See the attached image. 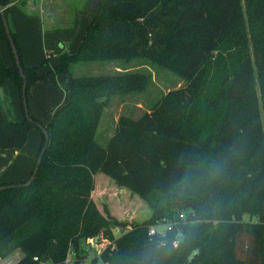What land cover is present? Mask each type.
<instances>
[{
    "label": "trees",
    "instance_id": "obj_1",
    "mask_svg": "<svg viewBox=\"0 0 264 264\" xmlns=\"http://www.w3.org/2000/svg\"><path fill=\"white\" fill-rule=\"evenodd\" d=\"M13 1L0 0V42L9 41L4 14L23 71L11 45L12 65L0 48V83L13 81L23 102L38 80L61 73L71 79L69 100L48 124L29 114L27 103L24 118L10 121L0 104V148L22 149L33 128L42 136L29 177L0 184V257L19 248L23 255L13 264H65L73 250L71 264H88L79 240L94 238L109 243L90 264H127L149 226L164 218L172 222L167 234L181 230L186 240L163 264H264V0H100L78 51L55 50L50 71L42 69L45 62L24 65L8 14ZM245 11L253 60L228 42ZM137 57L184 85L159 95L140 115L120 114L113 133L99 141L113 98L142 93L149 77L130 69L72 70L80 62ZM98 171L138 194L149 217L129 221L102 212L92 196Z\"/></svg>",
    "mask_w": 264,
    "mask_h": 264
},
{
    "label": "rangeland",
    "instance_id": "obj_2",
    "mask_svg": "<svg viewBox=\"0 0 264 264\" xmlns=\"http://www.w3.org/2000/svg\"><path fill=\"white\" fill-rule=\"evenodd\" d=\"M78 2L81 3L82 0H54L48 5L49 9H46V4L44 3L43 5L46 11L44 12L43 21L38 24L39 27L35 29L29 28V30L26 29V32L21 30L18 38L22 59L26 67L41 66L45 62L42 69L44 71H50L55 68L57 61L55 50L63 46L69 53H76L78 51L80 43L86 34L88 24L91 21V14L98 13L100 9V0H86V12L72 14L73 7ZM39 3H41V0H38ZM14 10L15 7H10L8 10L10 20L13 19V16L15 17ZM37 10V13L41 14L39 6ZM33 21L35 22V26H37L36 22L38 21ZM13 22L14 20H12ZM251 28L252 23L245 11L242 23L228 42L234 46L242 45L246 54L253 60V33ZM30 30L33 32L31 33ZM7 42L10 46V42ZM125 69L146 73L149 77V85L142 93L129 92L125 95L117 96L112 101V104L104 111L102 116L97 133L98 140L99 137L104 139L113 133L120 114H126L132 111L131 114L135 116L140 115L143 109H135L133 112L135 103L140 102L147 108L162 93L184 85L180 77L144 57L133 58L129 61L94 60L80 62L75 65L72 73L74 75H105L120 72ZM69 87L70 78L67 73L52 74L48 82L42 80L36 81L28 89L26 95L29 114L38 118L43 124H48L53 111L63 106L68 99ZM20 105L23 106L22 100ZM93 199L102 212H105L104 209L107 208L109 213L123 220L140 221L150 215L149 206L138 194L133 193L126 187L117 185L110 176L100 171L95 174ZM114 234H117L116 230ZM22 235H24V231L16 234L2 251L11 249ZM102 244L103 241L101 240H97L96 243L94 240L80 238V251L86 256L85 260L88 261V264H90V259L93 256L100 253ZM22 255L23 252L21 249H12L8 254L0 257V264H11ZM98 264L106 263L99 260Z\"/></svg>",
    "mask_w": 264,
    "mask_h": 264
},
{
    "label": "crops",
    "instance_id": "obj_3",
    "mask_svg": "<svg viewBox=\"0 0 264 264\" xmlns=\"http://www.w3.org/2000/svg\"><path fill=\"white\" fill-rule=\"evenodd\" d=\"M53 1L54 0H41V3L39 4L38 0H14L13 2H11L9 9L10 7H15V10L13 12L15 17H12V20H14V24L12 23V25L17 33L20 34L21 30L26 32V29L29 30V28H38L39 22L43 21L44 12L46 11V9H49L48 5H50ZM85 2L86 0H82V4L78 2L75 7H73L72 14L86 12ZM44 3L46 4V9L44 8ZM38 6L40 7L41 14L37 13ZM91 12L93 13V11ZM33 20L38 21L36 22L37 26H35V22ZM30 32L32 33L33 31L30 30ZM0 48L4 62L7 65H12L13 56L11 54V48L8 42L2 40L0 42ZM68 76L70 78L69 74ZM115 98H113V100ZM68 100L69 95L66 102ZM0 104L3 112L10 121L22 120L24 118L25 110L24 107L20 105L21 97L19 88L13 81L6 80L0 83ZM135 109H143L141 111L143 112L148 109V107L145 108L143 104L137 102L133 107V110ZM41 138V130L39 128H33L30 131L28 140L22 149L17 150L10 148H0V184L4 182H18L29 177L34 166L38 150L40 148ZM93 193L94 190L92 192V196ZM20 257L18 259H20ZM16 261L12 262L11 264L15 263Z\"/></svg>",
    "mask_w": 264,
    "mask_h": 264
},
{
    "label": "clouds",
    "instance_id": "obj_4",
    "mask_svg": "<svg viewBox=\"0 0 264 264\" xmlns=\"http://www.w3.org/2000/svg\"><path fill=\"white\" fill-rule=\"evenodd\" d=\"M180 219L182 221L185 219L184 214H181ZM169 230V226L165 225L151 232L139 247L131 251L127 264H163L165 257L179 250L186 240L182 231L169 236L167 234Z\"/></svg>",
    "mask_w": 264,
    "mask_h": 264
},
{
    "label": "built area",
    "instance_id": "obj_5",
    "mask_svg": "<svg viewBox=\"0 0 264 264\" xmlns=\"http://www.w3.org/2000/svg\"><path fill=\"white\" fill-rule=\"evenodd\" d=\"M181 214H184V216H186V214H185L184 212H181V213L179 214V217H181ZM159 221H160V224H161V225L159 224ZM159 221H157L156 223L151 224V225L149 226V234H150L151 232L157 231L160 227L165 226V225L169 226V228L172 229V222H170L169 220H165V219L163 218V219H161V220H159ZM115 230H116L117 233H118L119 230H120V228L117 227ZM179 231H181V230H179ZM88 240H91V241L94 240V241H96V243H97V239H94V238H88ZM108 243H109V241H108L107 239H103V244H102V247H101V249H100L99 252H101L102 249H104V247H105ZM73 258H74V251H73V250H69V252H68V254H67V257H66V259H65V264H71Z\"/></svg>",
    "mask_w": 264,
    "mask_h": 264
},
{
    "label": "water",
    "instance_id": "obj_6",
    "mask_svg": "<svg viewBox=\"0 0 264 264\" xmlns=\"http://www.w3.org/2000/svg\"><path fill=\"white\" fill-rule=\"evenodd\" d=\"M3 19H4V24H5L6 31H7L8 35H9V42H10V45H11V47H12V51H13V54H14V57H15L16 63H17V65H18L20 71L22 72L23 69H22L21 64H20V59H19V56H18V52H17V49H16L15 44H14V42H13V39H12V37H11V35H10V29H9V26H8L7 20L5 19V15H4V14H3ZM23 103H24V107H26L27 98H26L25 95H24V97H23ZM45 135H46L47 138H48V134H47V131H46V130H45ZM44 150H45V147L43 148L42 152H43ZM40 160H41V157L39 156V158H38V162H39ZM36 172H37V167L35 168V170H34V174L31 176V178H30V180L27 182V184H30V183H31V181H32V180L34 179V177H35V173H36ZM3 188H4V186H0V190L3 189ZM191 261H192V260H191Z\"/></svg>",
    "mask_w": 264,
    "mask_h": 264
}]
</instances>
